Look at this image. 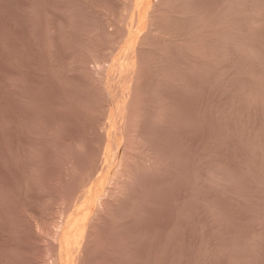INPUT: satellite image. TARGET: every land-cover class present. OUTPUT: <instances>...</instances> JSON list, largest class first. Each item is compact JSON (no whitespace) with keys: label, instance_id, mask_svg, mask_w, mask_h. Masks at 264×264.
Returning a JSON list of instances; mask_svg holds the SVG:
<instances>
[{"label":"rangeland","instance_id":"obj_1","mask_svg":"<svg viewBox=\"0 0 264 264\" xmlns=\"http://www.w3.org/2000/svg\"><path fill=\"white\" fill-rule=\"evenodd\" d=\"M180 2L0 0V264H264V0Z\"/></svg>","mask_w":264,"mask_h":264},{"label":"bare ground","instance_id":"obj_2","mask_svg":"<svg viewBox=\"0 0 264 264\" xmlns=\"http://www.w3.org/2000/svg\"><path fill=\"white\" fill-rule=\"evenodd\" d=\"M143 1H144V0H143ZM152 1H153V0H152ZM164 1H165V0H164ZM171 1H172V0H171ZM180 1L182 2V0H180ZM185 1H186V0H185ZM185 1H183V2H185ZM237 1H240V0H237ZM245 1H246V0H245ZM254 1H255V0H254ZM146 2H148V1H146ZM146 2H145V3H146ZM174 2H176V1H174ZM181 2H180V3H181ZM183 2H182V3H183ZM187 2H188V1H187ZM187 2L185 3L186 6L189 4V3L187 4ZM193 2H194V1H193ZM193 2H192V3H193ZM223 2H224V1H223ZM165 3H166V2H165ZM165 3H163V4H165ZM192 3H191V4H192ZM196 3H197V2H196ZM196 3H195V4H196ZM199 3H200V2H199ZM201 3H202V2H201ZM201 3H200V4H201ZM240 3H241V2H240ZM248 3H249V1H248ZM257 3H258V1H257ZM257 3H256V4H257ZM147 4H148V3H147ZM225 4H226V2H225ZM229 4H230V3H229ZM241 4H242V3H241ZM252 4H253V3H251V5H252ZM149 5H150V4H149ZM161 5H162V4H161ZM231 5H232V4H231ZM239 5H240V4H239ZM143 6H144V5H143ZM169 6H170V4H169ZM172 6H173V5H172ZM179 6H180V4H179ZM179 6H178V7H179ZM188 6H189V5H188ZM200 6H202V5H200ZM124 7H125V6H124ZM146 7H147V5H146ZM157 7H158V6H157ZM161 7H162V6H161ZM165 7H167L166 4H165ZM165 7H164V8H165ZM182 7H183V6H182ZM193 7H194V6H193ZM198 7H199V6H198ZM202 7H203V6H202ZM202 7H201V8H202ZM227 7H228V6H227ZM249 7H250V5H249ZM153 8H154V7H153ZM188 8H189V7H186V9H188ZM239 8H240V7H239ZM253 8H254V7H253ZM141 9H142V8H141ZM159 9H160V8H159ZM168 9H169V8H168ZM175 9H176V7H175ZM175 9H174V10H175ZM180 9H181V8H180ZM184 9H185V8H184ZM212 9H213V8H212ZM212 9H211V10H212ZM236 9H237V8H236ZM241 9H242V8H241ZM142 10H143V9H142ZM166 10H167V9H166ZM170 10H171V9H170ZM190 10H191V8H190ZM190 10H189V11H190ZM198 10H199V9H198ZM201 10H202V9H201ZM203 10L206 11L205 9H203ZM230 10H231V9H230ZM230 10H229V11H230ZM232 10H233V9H232ZM234 10H235V9H234ZM234 10H233V11H234ZM149 11H150V10H149ZM149 11H148V12H149ZM151 11H152V10H151ZM156 11H157V10H156ZM160 11H161V10H160ZM172 11H173V10H172ZM182 11H183V10H182ZM189 11H188V12H189ZM199 11H200V10H199ZM204 11H203V12H204ZM225 11H227V10L225 9ZM229 11H228V12H229ZM256 11H257V9H256ZM122 12H123V11H122ZM126 12H127V11H126ZM163 12H164V10H163ZM166 12H167V11H166ZM168 12H169V11H168ZM168 12H167V13H168ZM184 12H185V10H184ZM192 12H193V11H192ZM194 12H195V11H194ZM194 12H193V14H194ZM197 12H198V11H197ZM219 12H220V11H219ZM219 12H218V13H219ZM228 12H227V13H228ZM240 12H241V11H240ZM240 12H239V13H240ZM247 12H248V11H247ZM259 12H260V11H258V13H259ZM164 13H165V12H164ZM167 13H165V14H167ZM181 13H182V12H181ZM195 13H196V12H195ZM204 13H205V12H204ZM214 13H215V12H214ZM216 13H217V12H216ZM223 13H224V12H223ZM236 13H237V11H236ZM243 13H244V12H243ZM255 13H256V12H255ZM258 13H257V14H258ZM122 14H123V13H122ZM152 14H153V13H152ZM156 14H157V13H156ZM168 14H171V13H168ZM178 14H180V13H178ZM198 14H200V13H198ZM198 14H197V15H198ZM201 14H203L202 11H201ZM225 14H226V13H225ZM234 14H235V12H234ZM247 14H248V13H247ZM161 15H162V14H161ZM173 15H174V14H173ZM181 15H184V13H183V14H180V16H181ZM238 15H239V14H238ZM244 15H245V14H244ZM252 15H253V14H252ZM252 15H251V16H252ZM148 16H149V14H148ZM169 16H170V15H169ZM177 16H178V15H176L175 17H177ZM180 16H179V17H180ZM185 16H186V15H185ZM191 16H192V15H191ZM191 16H190V17H191ZM198 16H199V15H198ZM200 16H201V15H200ZM236 16H237V15H236ZM242 16H243V15H242ZM248 16H249V14H248ZM256 16H259V14L256 15ZM170 17H171V16H170ZM173 17H174V16H173ZM179 17H178V18H179ZM183 17H184V16H183ZM193 17L195 18L194 15H193ZM196 17H197V16H196ZM203 17H204V16H203ZM232 17H233V16H232ZM252 17H254V16H252ZM155 18H157V16H156ZM171 18H172V17H171ZM185 18H186V17H185ZM198 18H199V17H198ZM200 18H201V17H200ZM211 18H213V17H211ZM211 18H209V19L211 20ZM121 19H122V18H121ZM214 19H215V18H214ZM235 19H236V18H235ZM246 19H247V18H246ZM249 19H250V18H249ZM153 20H154V19H153ZM155 20H156V19H155ZM164 20H165V19H164ZM176 20H177V18H176ZM180 20H181V19H180ZM183 20H184V19H183ZM192 20H193V19H192ZM195 20H196V19H194L193 21H195ZM201 20H202V19H201ZM203 20H204V19H203ZM210 20H209V22H210ZM161 21H162V20H161ZM167 21H168V20L166 19V22H167ZM181 21H182V20H181ZM184 21H185V20H184ZM189 21H190V20H189ZM189 21H188V22H189ZM198 21H199V20H198ZM216 21H217V18H216ZM233 21H235V20L233 19ZM236 21H237V20H236ZM244 21H245V20H244ZM164 22H165V21H164ZM169 22H170V21H169ZM169 22H168V23H169ZM171 22H172V21H171ZM195 22H197V21H195ZM195 22H194V23H195ZM219 22H220V20H219ZM221 22H222V20H221ZM221 22H220V24H221ZM119 23H120V22H119ZM123 23H124V22H123ZM161 23H163V22H161ZM179 23H180V22H179ZM200 23H202V22H200ZM203 23H204V22H203ZM210 23H211V22H210ZM210 23H209V24H210ZM222 23H223V22H222ZM237 23H239V22H237ZM159 24H160V22H159ZM176 24H177V23H176ZM180 24H181V23H180ZM188 24H191V23L189 22ZM205 24H207V23L205 22ZM217 24H218V23H217ZM217 24H216V25H217ZM234 24H235V23H234ZM191 25H193V24H191ZM200 25H201V24H200ZM203 25H204V24H203ZM203 25H202V26H203ZM211 25H212V24H211ZM228 25H230V24H228ZM228 25H226L225 27H227ZM241 25H242V24H241ZM157 26H158V25H157ZM161 26H162V25H161ZM165 26H167V25H165ZM169 26H170V23H169ZM178 26H180V25H178ZM182 26H183V25H182ZM197 26H199V25H197ZM197 26H194V27L196 28ZM204 26H205V25H204ZM207 26H208V27H211V26H209V25H207ZM212 26H213V25H212ZM222 26H223V25H222ZM237 26H238V25H237ZM120 27H122V26L120 25ZM180 27H181V26H180ZM217 27H218V26H217ZM219 27H221V26H219ZM219 27H218V28H219ZM235 27H236V26H235ZM116 28H117V27H116ZM156 28H157V27H156ZM158 28H159V27H158ZM184 28H186V27H184ZM205 28H206V26H205ZM231 28H232V27H231ZM162 29H163V28H162ZM173 29H174V28H173ZM176 29H178V28H176ZM181 29H183V28H181ZM187 29H188V28H187ZM198 29H199V28H198ZM200 29H201V28H200ZM233 29H234V28H233ZM238 29H239V28H238ZM238 29H237V30H238ZM151 30H153V29H151ZM160 30H161V28H160ZM160 30H159V31H160ZM165 30H166V29H165ZM165 30H164V32H165ZM196 30H197V29H196ZM201 30H202V29H201ZM203 30H204V29H203ZM208 30H209V29H208ZM210 30H211V29H210ZM213 30H215V27H214ZM229 30H230V29H229ZM229 30H228V31H229ZM237 30H236V31H237ZM240 30H241V29H240ZM240 30H239V31H240ZM122 31H123V30H122ZM166 31H167V30H166ZM184 31H185V30H184ZM188 31H189V29H188ZM188 31H187V32H188ZM191 31H192V30H191ZM194 31H195V30H194ZM194 31H193V32H194ZM198 31H199V30H198ZM206 31H207V30H206ZM218 31H219V30H218ZM230 31H231V30H230ZM232 31H233V30H232ZM242 31H243V30H242ZM117 32H118V31H117ZM161 32H162V31H161ZM171 32H173V31H171ZM193 32H192V33H193ZM204 32H205V31H204ZM224 32H226V31H224ZM118 33H119V32H118ZM168 33L170 34V32H168ZM185 33H186V32H185ZM188 33H189V32H188ZM195 33H196V32H195ZM197 33H198V32H197ZM213 33L215 34V31H214ZM241 33H242V32H241ZM149 34H150V33H149ZM165 34H167V32H166ZM171 34H172V33H171ZM200 34H201V33H200ZM214 34H213V35H214ZM218 34H219V32H218ZM220 34H222V33H220ZM220 34H219V35H220ZM227 34H228V33H227ZM232 34H233V33H232ZM239 34H240V33H239ZM187 35H188V34H187ZM187 35H186V36H187ZM190 35H191V34H190ZM228 35H229V34H228ZM161 36H162V35H161ZM163 36H164V35H163ZM167 36H168V34H167ZM167 36H166V37H167ZM172 36H173V35H172ZM192 36H193V34H192ZM192 36H191V37H192ZM233 36H234V35H233ZM240 36H242V35H240ZM170 37H171V36H170ZM195 37H196V36H195ZM201 37L203 38V36H201ZM210 37H211V36H210ZM218 37H219V36H218ZM226 37H227V35H226ZM226 37H225V38H226ZM144 38H145V37H144ZM168 38H169V37H168ZM171 38H172V37H171ZM196 38H197V37H196ZM213 38H214V37H213ZM215 38H216V37H215ZM222 38H223V36H222ZM233 38H234V37H233ZM236 38H237V37H236ZM192 39L194 40V38H192ZM209 39H211V38H209ZM218 39H219V38H218ZM229 39H230V38H229ZM189 40H191V39H189ZM193 40H192V41H193ZM216 40H217V38H216ZM224 40H225V39H224ZM224 40H223V41H224ZM243 40H244V38H243ZM243 40H241V41H243ZM180 41H182V40H180ZM180 41H178V42H180ZM195 41H196V40H195ZM220 41H221V40H220ZM234 41H235V40H234ZM245 41H246V40H245ZM161 42H162V41H161ZM163 42H164V41H163ZM163 42H162V43H163ZM176 42H177V41H176ZM206 42H207V41H205V44H206ZM215 42H216V41H215ZM221 42H222V41H221ZM228 42H229V41H228ZM238 42H239V40H238ZM127 43H128V42H127ZM172 43H173V42H172ZM182 43H183V41H182ZM182 43H180V44H182ZM185 43H187V42H185ZM195 43H197L196 45H198V42H197V41H196ZM195 43H194V44H195ZM202 43H203V42H202ZM211 43H212V42H211ZM213 43H214V42H213ZM222 43H223V42H222ZM224 43H225V42H224ZM236 43H237V42H236ZM140 44H142V43H140ZM164 44H165V43H164ZM164 44H163V45H164ZM173 44H175V43H173ZM178 44H179V43H178ZM187 44H188V43H187ZM233 44H235V43L233 42ZM244 44H245V43H244ZM165 45H166V44H165ZM165 45H164V46H165ZM189 45H191V44H189ZM202 45H203V44H202ZM206 45H207V44H206ZM217 45H218V44H217ZM166 46H167V45H166ZM170 46H171V45H170ZM182 46H183V45H182ZM220 46L222 47V45H220ZM224 46H225V45H224ZM244 46H246V45H244ZM136 47H137V46H136ZM140 47H141V46H140ZM140 47H139V48H140ZM187 47H188V46H187ZM191 47H193V46H191ZM199 47H200V46H199ZM205 47H206V46H205ZM207 47H208V46H207ZM209 47H210V46H209ZM213 47H214V46H213ZM213 47H212V48H213ZM221 47H220V48H221ZM240 47H241V46H240ZM246 47H247V46H246ZM118 48H119V47H118ZM193 48H194V47H193ZM201 48H202V47H201ZM215 48H217V47H215ZM229 48H230V47H229ZM229 48H228V49H229ZM233 48L235 49V47H233ZM237 48H238V47H237ZM241 48H242V47H241ZM241 48H238V49H241ZM140 49H141V48H140ZM226 49H227V48H226ZM228 49H227V51H228ZM231 49H232V48H231ZM250 49H251V48H250ZM250 49H249V50H250ZM214 50H215V49H214ZM214 50H213V51H214ZM216 50H217V49H216ZM229 50H230V49H229ZM235 50H236V49H235ZM235 50H234V51H235ZM249 50L247 51L248 53H249ZM251 50H252V49H251ZM138 51H139V50H138ZM141 51H142V50H141ZM148 51H149V50H148ZM198 51H199V50H198ZM203 51H204V50H203ZM205 51H206V50H205ZM223 51H224V50H223ZM225 51H226V50H225ZM237 51H238V50H237ZM241 51H242V49H241ZM243 51H244V50H243ZM243 51H242V52H243ZM112 52H113V51H112ZM124 52H125V51H124ZM136 52H137V51H136ZM165 52H166V51H165ZM165 52H164V53H165ZM201 52H202V51H201ZM207 52H208V50H207ZM207 52H206V53H207ZM214 52H215V51H214ZM221 52H222V51H221ZM229 52H230V51H229ZM215 53H217V51H216ZM245 53H246V52H245ZM250 53H251V52H250ZM127 54H128V53H127ZM141 54H142V53H141ZM161 54H162V53H161ZM193 54H194V53H193ZM212 54H213V53H212ZM221 54H222V53H221ZM225 54L227 55L228 53H225ZM252 54H253V53H252ZM252 54H251V56H252ZM120 55H121V54H120ZM142 55H143V54H142ZM164 55H165V54H164ZM207 55H208V54H207ZM223 55H224V54H223ZM126 56H127V55H126ZM143 56H144V55H143ZM161 56H162V55H161ZM200 56H201V55H200ZM215 56H216V55H215ZM215 56H214V57H215ZM218 56H220L219 53H218V55H217V58H218ZM221 56H222V55H221ZM247 56H248V55H247ZM147 57H149V56L147 55ZM162 57H165V56H162ZM205 57H206V56H205ZM252 57H253V56H252ZM138 58H141V59H140V62H141V60L144 61V62H142L141 64H140V63H136V65H137V64H140V67H141V65H142L143 63H145L146 61H145L144 59H142V56H141V57H138ZM138 58H137V56H136V58L134 57V59H137V60H138ZM145 58H146V57H145ZM150 58H151V57H150ZM206 58H207V57H206ZM212 58H213V57H212ZM215 58H216V57H215ZM220 58H221V57H220ZM254 58H255V57H254ZM120 59H121V58H120ZM131 59H133V58H131ZM131 59H130V60H131ZM147 59H148V58H147ZM213 59H214V58H213ZM149 60H150V59H149ZM117 61H118V60H117ZM126 61H127V59H126ZM151 61H152V59H151ZM200 61H201V60H200ZM263 61H264V60H263ZM119 62H120V61H119ZM129 62H130V61H129ZM136 62H137V61H136ZM153 62H154V61H153ZM153 62H152V63H153ZM212 62L214 63L213 60H212ZM133 63H134V62H133ZM133 63H131V64L133 65ZM207 63H208V62H207ZM115 64H116V63H115ZM118 64H119V66H120V63H118ZM123 64H124V63H123ZM128 64H129V63H128ZM131 64H130V65H131ZM146 64H147V63H146ZM149 64H151V62H150ZM154 64H155V63H154ZM121 65H122V64H121ZM134 65H135V64H134ZM155 65H156V64H155ZM209 65H210V64H209ZM103 66H104V65H103ZM152 66H153V65H152ZM157 66H158V65H157ZM165 66H167V65H165ZM168 66H169V65H168ZM206 66H207V65H206ZM263 66H264V65H263ZM100 67H101V66H100ZM100 67H99V68H100ZM122 67H123V66H122ZM122 67H121V68H122ZM124 67H125V66H124ZM134 67H135V66H133V68H134ZM137 67H138L139 69L137 68L138 70H137V69H135V70H137V71L139 72V71H140V67H139V66H137ZM144 67H146V66L144 65ZM144 67L141 68V71H142V70L145 71V68H144ZM99 68H98V69H99ZM133 68H129L128 65L126 66V72H125V73L123 74V76H122V82H123L124 88H125V87H128V85H129V84H128L129 82H128V80H127V76H129V74L132 73V72L130 73V71H132V70H129V69H133ZM147 68H148V65H147ZM153 68H154V66H153ZM153 68H152V70H153ZM160 68H162V66H161ZM148 69H149V71L151 70L150 68H148ZM148 69H147V71H148ZM157 69H158V68H157ZM162 69H163V68H162ZM173 69H174V68H173ZM173 69L171 70L172 72H173ZM94 70H95V69H94ZM101 70H102V69H101ZM166 70L168 71V69H166ZM99 71H100V69H99ZM147 71H145V75H146V72H147ZM254 71H255V70H254ZM93 72H94V71H93ZM103 72H104V70H103ZM133 72H134V70H133ZM135 72H136V71H135ZM138 72H136V73L139 74ZM156 72H157V71H156ZM160 72H161V70H160ZM164 72H165V71H164ZM164 72H162V74H163ZM169 72H170V71H169ZM174 72H175V70H174ZM96 73H97V72L95 71V74H96ZM100 73H101V72H100ZM141 73H143V75H144V72H143V71H142ZM141 73H140V74H141ZM157 73H158V72H157ZM166 73H168V72H166ZM176 73H177V72H176ZM248 73H249V72H248ZM252 73H253V72L251 71V73H249L248 75L251 74L250 77H252ZM137 74L134 73V76H136ZM140 74H139V75H140ZM147 74H148V72H147ZM151 74H152V71H151ZM153 74H154V73H153ZM155 74H156V73H155ZM155 74H154V75H155ZM158 74H159V73H158ZM169 74H170V73H169ZM256 74H257V72L255 73V75H256ZM91 75H92V74H91ZM131 75H132V74H131ZM141 75H142V74H141ZM143 75H142V77H143ZM145 75H144V76H145ZM156 75H157V74H156ZM164 75H165V74H164ZM178 75H180V73H179ZM93 76H94V75H93ZM93 76H92V77H93ZM99 76H100V75H99ZM132 76H133V75H132ZM134 76H133V77H134ZM160 76H161V75H160ZM160 76H159V77H160ZM259 76H260V75H259ZM103 77H104V76H103ZM133 77H132V78H133ZM137 77H138V76H137ZM146 77H148V76H146ZM157 77H158V76H157ZM157 77H156V78H157ZM253 77H254V76H253ZM260 77H261V76H260ZM97 78H98V77H97ZM134 78H136V77H134ZM134 78H133V79H130V78H129V79H130V81L132 82V80L134 81ZM164 78H165V77H164ZM174 78H175V77H174ZM177 78H178V77H177ZM248 78H249V77H248ZM99 79H100V78H99ZM102 79H103V78H102ZM168 79H169V78H168ZM256 79H257V78H256ZM137 80H138V78L135 79V81H137ZM139 80H140V79H139ZM157 80H158V79H157ZM159 80L161 81V79H159ZM249 80H250V79H249ZM252 80H253V79H252ZM135 81H134V83H132V84L136 85V84H135V83H136ZM145 81H146V80H145ZM160 81H159V82H160ZM172 81H173V80H171V82H172ZM178 81H180V80H178ZM182 81H183V80H182ZM131 82H130V83H131ZM139 82H140V83H139ZM152 82H153V81H152ZM154 82H155V81H154ZM154 82H153V83H154ZM174 82H175V80H174ZM174 82H172V83H174ZM254 82H255V81H254ZM117 83H118V82H117ZM119 83H120V82H119ZM119 83H118V85H119ZM137 83H139V85H138L139 88H138V89H140V85H141L142 83H141V81H137ZM147 83H148V81L145 82V84H147ZM161 83H162V82H161ZM167 83H168V81H167ZM177 83H178V82H177ZM179 83H180V82H179ZM179 83H178V84H179ZM182 83H183V82H182ZM259 83H260V82H259ZM143 84H144V83H143ZM143 84L141 85V87L143 86ZM150 84H151V83H150ZM162 84H163V83H162ZM165 84H166V82H165ZM168 84H169V83H168ZM249 84H250V83H248L247 85L250 86ZM163 85H164V84H163ZM169 85H170V84H169ZM183 85H184V84H183ZM259 85H260V84H259ZM109 86H110V85H109ZM129 86H130V85H129ZM148 86H149V85H148ZM179 86H180V85H179ZM131 87L133 88V86H131ZM134 87H135V86H134ZM136 87H137V85H136ZM145 87H146V86H145ZM165 87H166V85H165ZM171 87H172V86H171ZM176 87H177V86H176ZM256 87H257V86H256ZM132 88H131V89H132ZM143 88H144V86H143ZM143 88H142V89H143ZM152 88H153V87H152ZM166 88H167V87H166ZM173 88H174V86H173ZM104 89H105V88H104ZM122 89H123V88H122ZM133 89H134V88H133ZM135 89H136V88H135ZM135 89H134V90H135ZM147 89H148V88H147ZM147 89H145L144 91H146ZM167 89H168V88H167ZM175 89H177V88H175ZM255 89H256V88H255ZM128 90H129V89H128ZM134 90H133V91H134ZM172 90H173V89H172ZM179 90H180V89H179ZM238 90H239V89H238ZM242 90H243V87H242ZM246 90H247V88H246ZM253 90H254V89H253ZM261 90H262V89H261ZM124 91H125V90H124ZM129 91H130V90H129ZM129 91H128V92H129ZM154 91H155V90H154ZM168 91H169V90H168ZM248 91H250V89H249ZM257 91H259V90L257 89ZM131 92H132V90H131ZM136 92H137V91H136ZM136 92H132L131 94H134V95H135ZM140 92H142V91H140ZM158 92H159V91H158ZM160 92H161V91H160ZM166 92H167V91H166ZM259 92L262 93L261 91H259ZM103 93H104V92H103ZM146 93H147V92H146ZM153 93H154V92H153ZM156 93H157V92H156ZM167 93H168V92H167ZM242 93H243V91H242ZM242 93H241V94H242ZM253 93H254V92H253ZM255 93H256V92H255ZM260 93H259V94H260ZM138 94H139V91H138V93H137V96H138ZM144 94H145V92H144ZM165 94H166V93H165ZM248 94H250V93L248 92ZM248 94H247V95H248ZM257 94H258V93H257ZM151 95H152V94H151ZM156 95H157V94H156ZM161 95L163 96V94H161ZM243 95H245V94H243ZM251 95H252V94H251ZM262 95H263V94H262ZM128 96H129V95H128ZM140 96L142 97V95H140ZM146 96H147V95L145 94L144 97H146ZM134 97H135V96H134ZM159 97H160V96H159ZM159 97H158V98H159ZM165 97H166V96H165ZM142 98H143V97H142ZM148 98H149V96H148ZM160 98H162V97H160ZM163 98H164V97H163ZM163 98H162L161 100H163ZM167 98H168V97H167ZM130 99H131V98H130ZM132 100H134V99L132 98ZM145 100H146V99H145ZM153 100H154V98H153ZM153 100H152V101H153ZM156 101H157V100H156ZM140 102H141V101H140ZM140 102H139V103H140ZM153 102H154V101H153ZM161 102H162V101H161ZM129 103H130V102H129ZM164 103H165V102H164ZM166 103H167V102H166ZM127 104H128V103H127ZM150 104H151V103H150ZM157 104L159 105V103H157ZM146 105H147V104H146ZM146 105H145V107H146ZM152 105H153V104H152ZM158 105H157V106H158ZM162 105H163V104H162ZM139 106H141V105H139ZM153 106H154V105H153ZM163 106H164V108H165V105H163ZM169 106H170V105H169ZM129 107H130V106H129ZM174 107H175V106H174ZM133 108H134V107H133ZM135 108H136V106H135ZM147 108H148V107H147ZM147 108H146V109H147ZM156 108H157V107H156ZM159 108H160V106H159ZM162 108H163V107H162ZM166 108H167V107H166ZM168 108H169V107H168ZM168 108H167V109H168ZM130 109H131V108H130ZM138 109H139V108H138ZM144 109H145V108H144ZM144 109H143V110H144ZM148 109H149V108H148ZM157 109H158V108H157ZM169 109H170V108H169ZM171 109H172V108H171ZM131 110H132V109H131ZM161 110H162V109H161ZM173 110H174V109H173ZM152 111H153V110H152ZM158 111H160V110H158ZM164 111H165V110H164ZM164 111H163V112H164ZM128 112H129V111H128ZM138 112H139V111H138ZM165 112H167V111H165ZM169 112H170V111H169ZM174 112H175V111H174ZM146 113H147V112H145L144 115H146ZM151 113H152V112H151ZM126 114H127V113H126ZM128 114H129V113H128ZM135 114H136V112H135ZM142 114H143V113H142ZM149 114H150V111H149ZM163 114H164V113H163ZM165 114H166V113H165ZM167 114H168V113H167ZM157 115H158V114H157ZM168 115H169V114H168ZM128 116L130 117V115H128ZM159 116H160V115H159ZM161 116H162V115H161ZM166 116H167V115H166ZM175 116H176V115H175ZM132 117H133V116H132ZM145 117H147V116H145ZM151 117L153 118V116H151ZM157 117H158V116H157ZM157 117H156V118H157ZM172 117H173V113H172ZM134 118H135V117H134ZM136 118H137V117H136ZM165 118H166V117H165ZM113 119H114V117H113ZM127 119H128V118H127ZM127 119H126V121H127ZM149 119H150V118H149ZM161 119H162V117H161ZM168 119H170V118H168ZM168 119H167V120H168ZM116 120H117V119H116ZM143 120H144V119H143ZM153 120H154V119H153ZM156 120H157V119H155V121H156ZM167 120H165V121H167ZM137 121H138V120H137ZM157 121H158V120H157ZM157 121H156V122H157ZM165 121H164V122H165ZM172 121H173V119H172ZM119 122H120V119H119ZM121 122H122V121H121ZM164 122H163V125L165 124ZM169 122H171V121H169ZM116 123H117V121H116ZM129 123H130V122H129ZM129 123H127V124H129ZM133 123H134V122H133ZM136 123H137V122H136ZM143 123H144V121H143ZM143 123H142V124H143ZM146 123H148V122H146ZM159 123H160V121H158V124H159ZM173 123H174V122H172V123H170V124H173ZM107 124H108V123H107ZM111 124H112V123H111ZM138 124H139V122H138ZM156 124H157V123H156ZM168 124H169V123H168ZM114 125H115V124H114ZM165 125H166V124H165ZM127 126H128V125H127ZM130 126H131V125H130ZM130 126H129L128 128H130ZM135 126H136V125H135ZM111 127H113V124H112ZM111 127H110V128H111ZM138 127H139V125H138ZM142 127H143V126H142ZM146 127H147V126H146ZM116 128H117V127H116ZM116 128H115V130H116ZM119 129H120V128H119ZM137 129H138V128H137ZM111 130H112V129H111ZM113 130H114V129H113ZM113 130H112L111 132H113ZM125 130H126V126H125ZM132 130H133V129H132ZM141 130H142V128H141ZM126 131H127V130H126ZM144 131H145V129H144ZM114 132H115V131H114ZM114 132H113V134H114ZM131 132H132V131H131ZM140 132H141V131H140ZM119 133H120V131H119ZM129 133H130V132H129ZM105 134H106V133H105ZM105 134H104V135H105ZM133 134H134V133H133ZM138 134H139V133H138ZM143 134H144V133H143ZM146 134H147V133H146ZM110 136H111V133H110ZM142 136H144V135H142ZM114 137H115V135H114ZM119 137H120V136H119ZM121 137H122V136H121ZM125 137H127V136H125ZM128 137H129V136H128ZM131 137H133V135H132ZM138 137H139V135H138ZM146 137H148V136H146ZM112 138H113V136H112ZM116 138H117V137H116ZM129 138H130V137H129ZM141 138H142V137H141ZM114 139H115V138H114ZM145 139H146V138H145ZM149 139H150V138H149ZM116 140H117V139H116ZM116 140H115V142H117ZM119 140H120V138H119ZM123 140H125V139H123ZM129 140H130V139H129ZM139 140H140V139H139ZM143 140H144V139H143ZM112 141H113V140H112ZM112 141H111V142H112ZM141 141H142V140H141ZM119 142H120V141H119ZM142 142H144V141H142ZM150 142H151V141H150ZM131 143H132V142H131ZM145 143H146V142H145ZM125 144H126V143H125ZM127 145H128V144H127ZM127 145H126V146H127ZM129 145H130V144H129ZM112 146H114V144H113ZM118 146H119V145H117V148H118ZM115 147H116V146H115ZM125 149H126V148H125ZM212 171H213V169H212ZM213 172L215 173V171H213ZM217 172H219V171H217ZM130 173H131V172H130ZM221 173H222V172H221ZM211 174H213V173H211ZM217 174H218V173H217ZM217 174H216V175H217ZM130 175H131V174H130ZM118 176H119V175H118ZM128 177H129V176H128ZM128 177H127V178H128ZM216 177H217V176H216ZM212 178H214V177H212ZM218 178H219V176H218ZM253 178H254V177H253ZM100 179H101V178H100ZM125 179H126V178H125ZM129 179H130V178H129ZM216 179H217V178H216ZM219 179H220V178H219ZM219 179H217L218 182H219ZM103 180H104V179H103ZM122 180H123V179H122ZM127 180H128V179H127ZM223 180H224V179H223ZM254 180H255V179H254ZM257 180H258V179H257ZM262 180H263V179H262ZM262 180H261V178H260V181H262ZM221 181H222V180H221ZM260 181H259V182H260ZM97 182H98V181H97ZM98 183H99V182H98ZM98 183H97V184H98ZM122 183H123V181H122ZM217 184H218V183H217ZM98 185H99V184H98ZM98 185H97V186H98ZM94 187H96V186H94ZM94 187H93V188H94ZM101 188H102V187H101ZM91 191H92V189H91ZM95 191H96V190H95ZM97 191H99V189H98ZM93 192H94V191H93ZM99 192H100V191H99ZM100 193H101V192H100ZM100 193H98L97 196H99ZM90 194H91V193H90ZM93 194H94V193H93ZM95 196H96V194H95ZM89 198H90V197H89ZM89 198H87V200H88ZM92 198H93V197H92ZM85 201H86V200H85ZM86 203H87V206H88V204L90 203V200H89V203H88V202H86ZM92 203H93V202H92ZM84 205H85V202H84ZM82 206H83V205H81V207H82ZM89 206H90V205H89ZM91 206H92V205H91ZM91 208H92V207H91ZM91 208L88 207L87 209L90 210ZM78 209H79V208H78ZM80 209H81V208H80ZM85 210H86V209H85ZM89 210H87V211H89ZM83 212H85V211L83 210ZM81 213H82V211H81ZM81 213H80V214H81ZM89 213H90V212H89ZM96 213H98V212H96ZM93 214H94V213H93ZM84 217H87V215H86L85 213H83V215H80V216H78V217H75V221H74V222H75V225H76V226L74 227V230H73V228L71 227L72 230H73V232H71V233L68 232V233L71 235L70 238H68L69 234H68V236H67V238L70 240V244H69V242L67 243V244H69V245H67V246H68V249H69V247L72 248V246H74V242L78 240L79 236H80V235L82 234V232L84 231V224H83V221L85 220ZM88 221H89V219H88ZM88 221H87V223L90 222V221H89V222H88ZM85 222H86V221H85ZM92 222H93V221H92ZM68 223H69V222H68ZM70 223H71V222H70ZM92 224H93V223H92ZM88 225H89V224H88ZM73 226H74V224H73ZM90 226H91V225H90ZM69 228H70V227H69ZM85 228H86V227H85ZM66 229H68V228H66ZM68 231H69V229H68ZM70 231H71V229H70ZM66 232H67V231H66ZM90 233H91V232H90ZM65 234H66V233H65ZM85 234H86V233H85ZM64 236H65V235H64ZM90 237H91V236H90ZM67 238H66V241H67ZM81 238H82V237H81ZM80 240H81V239H80ZM89 240H90V239H89ZM62 241H63V240H62ZM85 241H86V240H85ZM79 242H80V241H79ZM59 243H60V242H59ZM88 243H89V241H88ZM63 244H64V243H63ZM75 244H76V242H75ZM89 244H90V243H89ZM76 245H77V244H76ZM79 245H80V244H79ZM67 246H66V247H67ZM84 246L86 247V245H84ZM66 247H65V248H66ZM73 248H75V247H73ZM73 248H72L70 251H72ZM68 249H67V250H68ZM84 249H85V248H84ZM67 250H66V251H67ZM84 252H85V250H84ZM69 253H70V252H69ZM82 253H83V252H82ZM83 255H84V254H83Z\"/></svg>","mask_w":264,"mask_h":264}]
</instances>
